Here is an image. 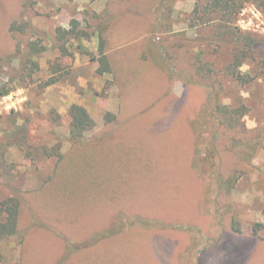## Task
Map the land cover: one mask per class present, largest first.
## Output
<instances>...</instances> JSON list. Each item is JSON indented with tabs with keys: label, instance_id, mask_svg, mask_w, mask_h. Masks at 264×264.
Returning a JSON list of instances; mask_svg holds the SVG:
<instances>
[{
	"label": "rangeland",
	"instance_id": "374dc122",
	"mask_svg": "<svg viewBox=\"0 0 264 264\" xmlns=\"http://www.w3.org/2000/svg\"><path fill=\"white\" fill-rule=\"evenodd\" d=\"M196 2L0 0V202H20L0 264H264V78L250 61L244 82L219 75L221 106L244 114L218 109L211 164L193 64L233 56L190 26ZM236 25L264 36L255 5ZM73 105L94 121L78 143Z\"/></svg>",
	"mask_w": 264,
	"mask_h": 264
},
{
	"label": "trees",
	"instance_id": "16d2710c",
	"mask_svg": "<svg viewBox=\"0 0 264 264\" xmlns=\"http://www.w3.org/2000/svg\"><path fill=\"white\" fill-rule=\"evenodd\" d=\"M176 2L177 0H161V9L166 8L170 14V10ZM246 4L255 5L264 14V0H197L194 10L189 16L192 28L212 27L211 35L205 40L208 45L231 46L232 49V61L222 70L216 71L212 62L205 63L200 58H197L193 64L194 73L198 80L197 83L204 87L208 93L206 94L203 108L190 125L193 129L197 146L211 164H213V158L209 155V152L218 144V140L215 138L217 126L219 125V122L215 119L216 113L219 112L218 109H227L225 115L229 116L231 114V119L244 114L242 111L238 113V110H234L232 107L225 108L221 106L219 101L222 96L218 95V93L214 94L217 89L216 85H220L218 83L220 81L219 75L244 82V77L238 69L250 61L252 65L256 66L258 75L264 78V36L244 32L236 25L238 16ZM72 24L74 27L78 26L76 21H73ZM73 32L74 29L64 31L63 34L68 36ZM147 48L151 52L153 63L171 77L173 72L169 66L158 58L157 48H153L151 45L147 46ZM31 49L34 53L43 51L37 46H31ZM51 83L49 82V84ZM8 94L9 90L2 92L3 96ZM70 116L71 138L78 143L84 133L93 128L94 121L87 110L79 105L71 107ZM19 215L20 202L15 197H10L0 202V242L18 234ZM258 230L259 228H256L255 232L258 233ZM1 258L0 255V261Z\"/></svg>",
	"mask_w": 264,
	"mask_h": 264
}]
</instances>
